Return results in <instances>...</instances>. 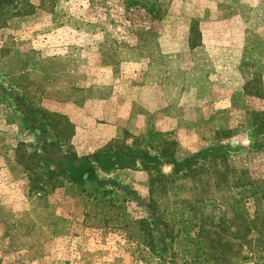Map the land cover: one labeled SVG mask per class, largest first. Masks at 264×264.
Returning a JSON list of instances; mask_svg holds the SVG:
<instances>
[{"label":"rangeland","instance_id":"374dc122","mask_svg":"<svg viewBox=\"0 0 264 264\" xmlns=\"http://www.w3.org/2000/svg\"><path fill=\"white\" fill-rule=\"evenodd\" d=\"M0 264H264V0H0Z\"/></svg>","mask_w":264,"mask_h":264},{"label":"trees","instance_id":"16d2710c","mask_svg":"<svg viewBox=\"0 0 264 264\" xmlns=\"http://www.w3.org/2000/svg\"><path fill=\"white\" fill-rule=\"evenodd\" d=\"M8 1H11V0H8Z\"/></svg>","mask_w":264,"mask_h":264}]
</instances>
